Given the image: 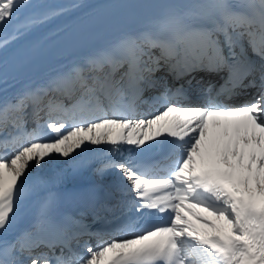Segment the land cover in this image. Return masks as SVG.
<instances>
[{"label":"snow or ice","instance_id":"snow-or-ice-1","mask_svg":"<svg viewBox=\"0 0 264 264\" xmlns=\"http://www.w3.org/2000/svg\"><path fill=\"white\" fill-rule=\"evenodd\" d=\"M83 6L0 0V91ZM89 154L98 194L65 210ZM0 264H264V0L168 9L0 99Z\"/></svg>","mask_w":264,"mask_h":264},{"label":"bare ground","instance_id":"bare-ground-1","mask_svg":"<svg viewBox=\"0 0 264 264\" xmlns=\"http://www.w3.org/2000/svg\"><path fill=\"white\" fill-rule=\"evenodd\" d=\"M115 1L117 0H32V3L42 6L38 11H53L73 3L82 4L84 6L72 8L62 15L55 16L46 23L38 25L28 34L25 41L14 46L13 51L19 52L21 50H26L31 48L34 44H39L50 36H56L61 33V30L70 29L80 19L90 17L101 7ZM21 19H23V16ZM9 31H11V29H9ZM102 32L103 30L96 29L91 31L90 35L80 34V32L69 35L65 42L54 46L51 50L45 53L47 56L37 58L33 62L21 67L15 81H9L7 91H0V99H3L6 95L10 96L16 90L25 87V79L27 77H38L44 74L48 75L56 68H63L64 66L71 64L72 61L79 57L77 54L78 47L81 43L85 42L84 38L82 40H79V38L85 37L90 42H93ZM3 88H5V86L0 85V89ZM53 167H55V165ZM45 171L47 172V169ZM86 177L95 178L93 171L88 173ZM23 216L24 210L22 212V217Z\"/></svg>","mask_w":264,"mask_h":264}]
</instances>
